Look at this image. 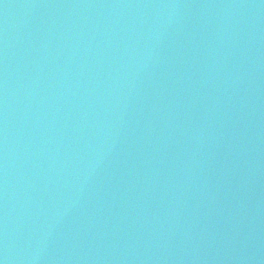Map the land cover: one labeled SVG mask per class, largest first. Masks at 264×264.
Returning <instances> with one entry per match:
<instances>
[{"label": "water", "instance_id": "1", "mask_svg": "<svg viewBox=\"0 0 264 264\" xmlns=\"http://www.w3.org/2000/svg\"><path fill=\"white\" fill-rule=\"evenodd\" d=\"M0 264H264V0H0Z\"/></svg>", "mask_w": 264, "mask_h": 264}]
</instances>
